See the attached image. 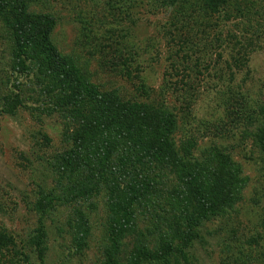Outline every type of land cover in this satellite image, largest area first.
<instances>
[{
	"label": "trees",
	"instance_id": "trees-1",
	"mask_svg": "<svg viewBox=\"0 0 264 264\" xmlns=\"http://www.w3.org/2000/svg\"><path fill=\"white\" fill-rule=\"evenodd\" d=\"M108 2L121 13L126 12V3L136 4ZM160 4L186 6L184 22L190 31L195 25L211 29L209 21L215 18L239 17L246 19V34L256 40L264 34V0H160ZM34 5L35 0H0V117H15L21 110L38 120L59 115L66 147L43 161L53 185L41 186L36 194L33 210L38 225L27 247L34 246L44 262L46 223L62 209H70V236L83 254L92 238L88 213L101 197L108 211L103 264H188L195 244L206 243V225L242 202L248 183L238 164L218 147L202 161L192 159V145L177 148L178 123L170 108L151 99L125 98L95 83L73 56L56 47V17L35 11ZM247 62L246 57L241 64ZM124 65L115 66L123 77L131 78ZM141 86L144 92L145 83ZM235 112L229 117H246ZM247 115L256 126L254 143L264 152V102ZM42 137L46 145L50 143ZM19 243L6 230L0 231V264H30Z\"/></svg>",
	"mask_w": 264,
	"mask_h": 264
},
{
	"label": "rangeland",
	"instance_id": "rangeland-1",
	"mask_svg": "<svg viewBox=\"0 0 264 264\" xmlns=\"http://www.w3.org/2000/svg\"><path fill=\"white\" fill-rule=\"evenodd\" d=\"M107 2L35 0L34 10L56 17V47L73 56L95 83L125 98L169 107L178 123L177 148L192 145V159L202 161L218 147L238 164L248 183L243 200L206 225V243L195 244L188 264H264V152L254 143L256 126L247 115L264 102V34L259 40L246 34V19L239 17L215 18L211 29L195 25L190 31L184 22L187 7H163L160 0H134L123 13ZM123 64L131 78L115 66ZM233 111L246 117H229ZM65 147L59 115L38 120L21 110L15 117H0V231L20 242L30 264H103L108 211L101 197L88 213L92 238L83 254L70 236V209L46 223L44 262L34 246L27 247L38 225L36 194L41 186L53 185L43 161Z\"/></svg>",
	"mask_w": 264,
	"mask_h": 264
}]
</instances>
